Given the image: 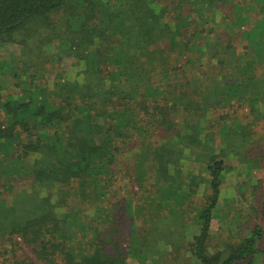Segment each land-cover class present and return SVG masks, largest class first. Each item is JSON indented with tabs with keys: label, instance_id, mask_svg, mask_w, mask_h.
Masks as SVG:
<instances>
[{
	"label": "trees",
	"instance_id": "obj_1",
	"mask_svg": "<svg viewBox=\"0 0 264 264\" xmlns=\"http://www.w3.org/2000/svg\"><path fill=\"white\" fill-rule=\"evenodd\" d=\"M4 46L0 264H145L187 214L193 264L264 258L257 225L209 252L225 160L264 171V0H0Z\"/></svg>",
	"mask_w": 264,
	"mask_h": 264
},
{
	"label": "rangeland",
	"instance_id": "obj_2",
	"mask_svg": "<svg viewBox=\"0 0 264 264\" xmlns=\"http://www.w3.org/2000/svg\"><path fill=\"white\" fill-rule=\"evenodd\" d=\"M9 55L15 61L19 58L20 52L15 46L0 47V95L2 97H8L14 92L13 86H10L13 81V79L11 80L12 74L8 72L6 61H3ZM72 63V60H65L64 65L67 71L71 69ZM7 73L10 75L8 80L4 78ZM262 124L263 128L261 130L258 128L260 134L264 133V120ZM221 147L224 151L227 150V146L222 145ZM252 149L253 156L256 151L264 149V142L261 145L254 146ZM238 151L240 150L238 149ZM15 154V151L10 152V157L8 158L12 160V156ZM5 155L0 148V160L4 161V163L8 160ZM248 162L244 161V158H237V156L234 157L233 155H230L225 160L220 199L213 213L209 252H213L218 248L235 242L240 237L248 235V229L256 225L264 230V171L262 168L255 167L253 163ZM249 165L253 166V168L248 169L247 166ZM184 166L186 167L182 168L184 173L185 170L187 172L190 171L192 174L199 172L198 166L191 161H185ZM203 175L205 174L203 173ZM25 184V182L16 183L13 177L9 179L8 177L0 176V195L19 192L24 187H27ZM126 191H129L128 187ZM203 195L204 192L202 190L199 191L196 201L202 198ZM193 217V214L185 215L183 223L185 227L180 231L177 228L179 225H160L159 230L163 237L166 235V238H163L164 243L159 242L155 245L154 257L147 260L145 264H193L187 253L188 244L197 233L196 225L193 224ZM119 220L120 218L117 219V221ZM123 224L125 226L124 222ZM179 244L180 247H177ZM259 248L264 252V241L259 245ZM126 263L139 264L131 257L127 258ZM255 264H264V258H260Z\"/></svg>",
	"mask_w": 264,
	"mask_h": 264
}]
</instances>
